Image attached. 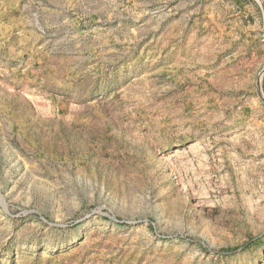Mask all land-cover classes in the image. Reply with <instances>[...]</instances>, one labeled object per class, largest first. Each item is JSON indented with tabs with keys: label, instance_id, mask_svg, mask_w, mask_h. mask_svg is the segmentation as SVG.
I'll return each instance as SVG.
<instances>
[{
	"label": "rangeland",
	"instance_id": "374dc122",
	"mask_svg": "<svg viewBox=\"0 0 264 264\" xmlns=\"http://www.w3.org/2000/svg\"><path fill=\"white\" fill-rule=\"evenodd\" d=\"M20 8L0 264H264V0Z\"/></svg>",
	"mask_w": 264,
	"mask_h": 264
},
{
	"label": "crops",
	"instance_id": "0c3cea01",
	"mask_svg": "<svg viewBox=\"0 0 264 264\" xmlns=\"http://www.w3.org/2000/svg\"><path fill=\"white\" fill-rule=\"evenodd\" d=\"M21 0H0V46L18 38L23 27Z\"/></svg>",
	"mask_w": 264,
	"mask_h": 264
}]
</instances>
